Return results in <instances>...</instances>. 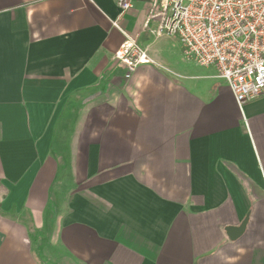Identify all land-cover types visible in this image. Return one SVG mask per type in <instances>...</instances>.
I'll return each mask as SVG.
<instances>
[{
    "label": "crops",
    "instance_id": "1",
    "mask_svg": "<svg viewBox=\"0 0 264 264\" xmlns=\"http://www.w3.org/2000/svg\"><path fill=\"white\" fill-rule=\"evenodd\" d=\"M160 14L0 0V264H264V94L240 106Z\"/></svg>",
    "mask_w": 264,
    "mask_h": 264
},
{
    "label": "built area",
    "instance_id": "2",
    "mask_svg": "<svg viewBox=\"0 0 264 264\" xmlns=\"http://www.w3.org/2000/svg\"><path fill=\"white\" fill-rule=\"evenodd\" d=\"M93 1V0H85ZM136 0H116L126 13ZM161 9L156 32L178 38L186 55L201 67L214 66L240 106L264 94V0H153ZM115 59L126 79L149 63L144 49L127 40Z\"/></svg>",
    "mask_w": 264,
    "mask_h": 264
},
{
    "label": "water",
    "instance_id": "3",
    "mask_svg": "<svg viewBox=\"0 0 264 264\" xmlns=\"http://www.w3.org/2000/svg\"><path fill=\"white\" fill-rule=\"evenodd\" d=\"M247 223H248V218L245 220V222L242 224L240 228H237V229L231 228L230 230H228L231 235L230 237L233 239L241 235L243 231L245 230Z\"/></svg>",
    "mask_w": 264,
    "mask_h": 264
},
{
    "label": "trees",
    "instance_id": "4",
    "mask_svg": "<svg viewBox=\"0 0 264 264\" xmlns=\"http://www.w3.org/2000/svg\"><path fill=\"white\" fill-rule=\"evenodd\" d=\"M1 205V204H0Z\"/></svg>",
    "mask_w": 264,
    "mask_h": 264
}]
</instances>
